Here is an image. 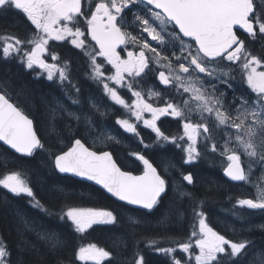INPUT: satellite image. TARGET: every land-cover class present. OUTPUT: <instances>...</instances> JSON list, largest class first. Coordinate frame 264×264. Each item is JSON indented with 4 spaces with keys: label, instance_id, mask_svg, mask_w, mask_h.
<instances>
[{
    "label": "snow or ice",
    "instance_id": "1",
    "mask_svg": "<svg viewBox=\"0 0 264 264\" xmlns=\"http://www.w3.org/2000/svg\"><path fill=\"white\" fill-rule=\"evenodd\" d=\"M12 11L26 17L33 28L24 38L0 34V63H15L35 79L55 83L73 107L55 95L51 100L40 96L47 118V135H42L38 117L32 115L34 92L14 91L10 78H0V142L21 157L45 154L53 173L93 181L119 201L147 210L145 215L167 199L169 210L157 220L165 229L174 220L186 219L190 211L187 240L170 241L174 243L170 247L158 246L153 238L147 240V246L170 257L171 264H264V247L257 248L247 237L232 239L210 223L204 201H197L183 183L194 186L192 172L185 173L163 153L157 161L140 150L128 153L142 164V169L134 172L111 151L94 150L97 143L105 147L122 143L107 123L114 113L101 98L83 96L71 79L69 60L58 51L68 45L80 50L89 68L88 78L98 87L102 85L107 98L125 110L121 116L126 118L117 117L115 123L138 138L144 149L156 146L166 151L165 145H173L183 153L185 165L207 159L209 153L224 157V175L234 182L251 183L256 189L254 198L237 199L233 205L232 215L244 219L237 206L264 211V55H255L248 47L256 41L264 49V0H0V15ZM98 58L102 59L98 62ZM152 76L160 85L175 90L171 98L154 86L148 88L145 98L146 78ZM237 78L250 93L237 95L231 83ZM221 84L232 89L230 100ZM115 86L127 89L129 99ZM152 100L162 103L154 106ZM144 113H150V118ZM169 116L181 124L182 134L166 135L161 130L157 122ZM58 118L63 121L61 131H57ZM140 123L155 133L152 144L144 143L138 131ZM216 129L222 133L219 139L214 135ZM254 166L261 169L259 177L253 175ZM174 172H179L180 179ZM0 187L15 197H27L30 207L58 219L75 233H86L96 225L120 224L119 214L105 208L65 204L53 211L36 198L18 171L0 178ZM51 191L57 197L69 195L59 184L52 185ZM185 199L190 202L187 209L182 207ZM15 216L18 240L13 248L0 236V264H34L33 257L43 259L25 233H34L44 243L54 256L52 264H65L58 254L66 249L67 240L60 233L38 230L20 210ZM127 220L133 226L129 233L133 236L136 228L146 223L135 216ZM258 227L264 229V225ZM177 250L186 255L178 258ZM112 256L105 248L89 243L75 250L67 264H110ZM135 256L133 264H145L139 249Z\"/></svg>",
    "mask_w": 264,
    "mask_h": 264
},
{
    "label": "trees",
    "instance_id": "2",
    "mask_svg": "<svg viewBox=\"0 0 264 264\" xmlns=\"http://www.w3.org/2000/svg\"><path fill=\"white\" fill-rule=\"evenodd\" d=\"M10 21L9 23L0 18V33L9 25V27H14L13 32L18 34L17 21L13 19ZM4 32L7 33L11 31L7 29L4 30ZM257 44L260 43L252 41L248 46H256ZM255 48L256 47H254V49ZM257 53L264 55V49H260V52L257 51ZM79 61L80 60H77V58H73L72 60L71 78L74 82H77L82 77L81 74L83 69ZM5 77L11 79L14 91L23 89L26 92L28 90L34 92L35 104L32 115L38 117L41 134L47 135V132H44L46 131L44 130V124L40 123L45 118V109L43 105H41L39 97L46 95L50 100L52 95L55 94L58 98L64 99L60 89L54 83L47 84L45 81L46 79H32L34 78L33 75L24 71L15 63H0V78ZM79 83L81 84L80 81ZM56 123L58 125L57 131H61L63 129V122ZM168 135L171 134L169 133ZM144 139L146 140L147 138L144 137ZM148 144L152 143L148 142ZM165 149L166 151L153 146L144 149L143 154L150 159L158 161L163 153L168 158L172 159L178 167H181L185 173L189 171L192 172L195 179L194 186L184 185L188 191L194 193L197 201H204L203 209L207 212L210 223L228 237L230 236L224 229L230 222H232L234 227L243 224V227L238 228L243 230L242 235H240L241 238L247 237L252 240L257 248L264 247V230L260 231L254 229L262 222L263 216H261V213L246 208L240 210L237 206L236 210L240 212L244 219H239L232 215L231 210L238 199L233 196L235 194L232 193V189L236 186L228 183L222 177L223 168L218 165L221 162L220 160L216 161V157H213V155L209 153L207 159H201L197 161V164L185 167L181 162L182 155L179 149H176L170 144L165 145ZM122 157V155H118L116 159L126 169L134 170L135 172L137 168H142L138 162H122ZM46 162L47 156L45 154L38 153L34 158L19 157L0 145V178H3L4 175L12 171H18L29 182L36 198L46 207L52 208L53 211H58L65 204L77 207L105 208L115 210V212L119 214L120 224L116 226L96 225L86 233H75L58 219L45 215L39 209L30 207L27 203V197H15L6 189L0 187V236H3L10 246L15 248L18 240V220L15 216V212L20 210L26 214L27 218L35 222L38 230H55L67 240L66 249L58 254L65 260V264H67L68 258L73 256L75 250L89 243H95L98 247H103L112 252L113 256L110 264H133V259L138 258L135 256L137 249H139V254L144 257L145 264H171L170 257L152 253L151 250H153V248L147 246V240L149 238L156 239L158 241V246L161 247L174 246V243L170 241L187 240L191 231L190 211L186 213V219L174 220L170 223L167 229L173 226H177V228L168 229L170 232L167 233L165 228L157 224V220L162 217V214L169 210L167 199H165L164 204L160 205L151 214L145 215L146 211L133 210L123 204L117 203L106 196L102 191L89 184L53 173L47 167ZM175 176L177 179H180L178 173H175ZM54 184L63 186L69 195L67 197H57L54 195L51 191L52 185ZM80 194H83V198H81ZM195 202L196 201L192 203ZM189 204L190 202L185 199L182 207L187 209ZM129 216H135L137 219L142 218L146 221L145 224L136 228L134 236L129 234L131 227H133L127 220ZM25 236L27 240L36 244L43 256V259H36L33 257L34 264H52L54 256L47 252L44 243L38 241L34 233H25ZM13 259H16L15 252L13 254ZM76 264H80V262L76 261ZM105 264H109V261H105Z\"/></svg>",
    "mask_w": 264,
    "mask_h": 264
},
{
    "label": "flooded vegetation",
    "instance_id": "3",
    "mask_svg": "<svg viewBox=\"0 0 264 264\" xmlns=\"http://www.w3.org/2000/svg\"><path fill=\"white\" fill-rule=\"evenodd\" d=\"M0 18L2 20L6 21V22H9L12 19L14 21H17V32H18V34L13 32L14 27H9V25H7L6 29H4V30L10 29L11 32H7V33H10V34H13V35H18L21 38H24V37L28 36L30 34V31L33 28V26H31L30 22L26 20V17H24L22 14L18 15L15 11L9 12L7 14L0 15ZM4 30L0 34H7L6 32H4ZM242 38H243V35H242ZM52 43L61 44L62 42H50V44H52ZM248 47L253 52V54L260 55V54L257 53V51L260 52V49H262L260 44H257L256 46L249 45ZM254 47H256V48L254 49ZM129 48H130V46H129ZM58 51L60 52V54H61V56L63 58L69 60V64H73V62H72L73 58H77V60H80L79 62L82 65V69H83L82 74L84 75L85 80L82 81V84H80L79 82H76V83H77L78 86L81 87V91L83 92L82 93L83 96H85V97H87L89 95L96 96V97L99 96L98 98H101L103 102L104 101H109V103L111 104L112 101L110 99H108L107 96L102 91V85L98 87L97 84L94 81L90 80L88 78V76L86 75V73L89 71V68H88L87 64L84 62L86 58H82V54L80 53V50L73 49V48H71L70 45H68L66 47L59 48ZM122 55H124V53H122ZM100 59H102V58H98V62H99ZM49 62H51V60H49ZM108 67H110V66H108ZM153 67L157 68L158 66L153 65ZM110 74L111 73H106V75H110ZM155 75H158V71L155 73ZM32 79H35V78H32ZM146 79L148 80L147 84H150V85L153 84L154 90H158V91H160L162 93V92H166L169 89L168 87H165L164 85H160L159 81L155 78V76L148 77ZM35 80H37V79H35ZM45 81L48 82L47 80H45ZM49 83H52V82H49ZM109 83H110V86H114V85L111 84V82H109ZM231 83H232V89H236L237 90V95H239L241 92H246V91L250 93V90L241 84L239 78H237V80L232 81ZM115 87H117V90L122 95V93H121L122 88H120L119 86H115ZM219 87L221 88V90H224L227 93L228 99L230 100L231 96H232V89L227 88V86L223 85V84L219 85ZM146 88L148 90V87H146ZM163 95L166 96L167 98H171V96L173 95V91H170V93H168V94L164 93ZM252 95H254V94H252ZM160 103H162V101ZM112 105L113 106L111 108L109 107V110L112 113H114V115H112V116L113 117L115 116V119H116L117 116L119 115V111H120L119 105H116V104H112ZM157 123L161 127V130L164 131L166 135H168L169 133L171 135H177L179 132H181V128H182L181 124L178 121L173 120L171 117H161V119ZM177 123H178V127H177ZM108 126L112 127V129H111L112 130V134L117 136V138L120 139V137H119V135L117 133V132H119L118 131V126L119 125H117L116 123H115V125H112V123H110V124H108ZM116 128H117V130H116ZM145 131L148 132V134H147L148 137H146L144 134H141V136L143 138L144 137L147 138L146 140L144 139V143L145 144H148V142L152 143L153 140L155 139V133H153L150 129L145 130ZM119 133L121 134V132H119ZM216 135H219V134L217 133ZM123 139H125L126 141L129 140L126 137H124ZM88 145L92 146L89 142H88ZM131 145H135V143L133 142V143H131ZM135 147H136V145H135ZM101 148H104V150L111 151L114 154V158H116L118 155H122L123 156L122 157V162H124V163H126V162H132V163L138 162V163H140L139 161H136L134 157L130 158L128 156V153L130 151H128L126 149H123L119 144L112 143V144L108 145L107 147L104 146V147H101ZM94 149H96V148H94ZM132 150H134V151H137V150L144 151V148L141 149L140 147H138V148H135V149H132ZM215 160H219V159L216 157ZM140 166H142V164H140ZM234 186H236V185H234ZM236 187H238V186H236ZM230 237L232 239L241 238V236L236 237V238L232 237V236H230Z\"/></svg>",
    "mask_w": 264,
    "mask_h": 264
},
{
    "label": "rangeland",
    "instance_id": "4",
    "mask_svg": "<svg viewBox=\"0 0 264 264\" xmlns=\"http://www.w3.org/2000/svg\"><path fill=\"white\" fill-rule=\"evenodd\" d=\"M147 34H145V36H146ZM148 39L150 40L151 38L150 37H148ZM152 45L154 46V47H156L157 45H156V43L155 42H152ZM130 46V48L132 47L131 45H129ZM165 54H168V53H165ZM147 55H151V53H147ZM174 59V58H173ZM74 62V61H73ZM70 67H71V75H72V64H70ZM105 67H108V65H106ZM161 70H163V69H161ZM236 73H237V76H239V69L237 68L236 69ZM81 79H79L77 82H81V84H82V80H85V77H84V75L83 74H81ZM147 80V79H146ZM148 81V80H147ZM49 82L50 81H48L47 82V84H49ZM53 83V82H52ZM55 84V83H54ZM243 86H245L246 88H247V85L245 84V83H241ZM142 87H143V83H142V85H141ZM58 87V86H57ZM147 87L149 88V87H153V84L152 85H150V84H147ZM169 89L166 91V92H162V95L164 94V93H170V91H173V94H174V89H172L171 88V86H167ZM59 88V87H58ZM50 89V88H49ZM51 89L53 90V88L51 87ZM47 90H48V87H47ZM250 90V89H249ZM54 91V90H53ZM147 91V88L146 87H144V92H145V98L147 99V95H146V92ZM56 92H57V88H56ZM247 92V91H246ZM55 93V92H54ZM121 93H122V96L126 99V100H128L129 99V97L131 96V93L130 92H128L127 91V89H122V91H121ZM55 95V94H54ZM57 97V96H56ZM96 97V96H95ZM99 97V96H98ZM184 98L185 99H187L188 98V96H187V94H185V96H184ZM134 99V98H133ZM51 100V99H50ZM65 104L67 103V104H69L68 106L69 107H73L72 105H71V103H70V101H68V100H66L65 98L64 99H61ZM129 102H131L130 100H129ZM149 102H152V103H154V105H156V104H158V103H160L161 101H155V100H152V101H149ZM103 103H105V104H107V105H109V107L111 108L113 105L112 104H114V102H111V104L109 103V101H104ZM45 109V108H44ZM119 109H120V111H119V115L117 116V117H120V118H126V116H121V114L122 113H124V109L121 107V106H119ZM144 117L145 118H150V113H144ZM170 117V116H169ZM172 118V117H171ZM132 119V121L133 122H135V118L134 117H132L131 118ZM173 120H175V121H177L176 119H174V118H172ZM56 122H63V121H61L59 118L57 119V121ZM40 123H42V124H44V127L46 128V125H47V118L45 117L44 118V120H42ZM107 123L108 124H110V123H112V125H115V116L113 117H111L108 121H107ZM177 127H178V123H177ZM44 128V130H46ZM111 129H112V127H110ZM140 129V130H139ZM63 130V129H62ZM116 130H117V128H116ZM145 130H148V129H146V128H144V126H143V124L142 123H140L139 125H138V131H140V133L141 134H144L146 137H148V132H146ZM118 131L119 132H121V134L119 133V132H117L118 133V135H119V137H120V140L122 141V143H119V145L123 148V149H126V150H128V151H134V150H132V149H135V148H138V147H140L141 149L143 148V145H141L140 143H139V140H138V138H136V137H134L131 133H126L120 126H118ZM182 128H181V132H179L178 134H182ZM45 133H46V131H44ZM219 134V135H216V134ZM177 134V135H178ZM221 131H220V129H216V131H215V133H214V135H215V137L217 138V139H219L220 138V136H221ZM124 137H126L127 139H129L128 141H126L125 139H122V138H124ZM91 145H92V141L91 140H89L88 141ZM135 143V145H136V147H135V145H131V143ZM221 143H222V141H221ZM110 145V144H109ZM101 147H104V145L103 144H100V143H97L95 146H94V148H101ZM210 154H212L213 155V157H217L221 162L218 164V165H220L222 168H224V166H226V163H227V161H226V159L224 158V157H221L220 155H219V153H210ZM181 155H182V157H183V153H181ZM219 160H216V161H219ZM182 163H183V159H182V161H181ZM221 163H223V164H221ZM194 164H197V162H195ZM193 165V164H192ZM183 166H191V165H185L184 163H183ZM178 168H180V169H182L181 167H178ZM175 173H178L179 174V172H174L173 173V175H175ZM253 175H254V177H259L260 175H261V169H259L258 167H256V166H254L253 167ZM184 183V182H183ZM232 193H234L235 195H233V196H235V197H237L238 199H247V198H254L255 197V195H256V189H255V187L251 184V183H248V184H246V183H243L241 186H238V187H235V188H233L232 189ZM238 209H239V207H238ZM240 210H242V209H240ZM261 215L263 216V218H262V222L259 224V225H264V211H261ZM231 218H232V216H231ZM259 225H257L254 229H256V230H260V231H262V230H264V229H261L260 227H258ZM238 226V227H237ZM236 227H234V225L232 224V222H230V224L227 226V227H225V232L226 233H228V235L229 236H232V237H239L240 235H242V232H243V230H241V229H238L239 227H243V224L242 225H237ZM173 228H177V226H173V227H170V228H168V229H173ZM168 229H166L167 230V233L168 232H170V231H168ZM152 251V253H155V254H160V255H163V256H165V257H168V256H166V255H164L163 253H161V252H157V251H155L154 249L153 250H151ZM176 255H177V257H181V256H185L186 254H184V253H181V252H179V250H177V253H176ZM180 255V256H179Z\"/></svg>",
    "mask_w": 264,
    "mask_h": 264
},
{
    "label": "water",
    "instance_id": "5",
    "mask_svg": "<svg viewBox=\"0 0 264 264\" xmlns=\"http://www.w3.org/2000/svg\"><path fill=\"white\" fill-rule=\"evenodd\" d=\"M0 145H1L2 147H4L5 149H7V150H8L9 152H11L12 154L21 157L20 154L15 153L14 150L9 149L7 146L3 145L2 142H0ZM56 174H57V173H56ZM58 175H59V176H62V177H69V178H72V179H74V180L81 181V182L87 183V184H89V185H92V186H94L95 188H97V189H99L100 191H102L106 196H108L109 198H111V199L114 200L115 202L120 203V204H123V205L127 206V207L130 208V209L141 210V211H147V210H143V209L138 208V206L128 205V204H126V202L119 201L118 198L112 196L110 193H107L106 190H104L101 186L96 185L95 182H93V181H87V180H85V179H83V178L76 177V176H73V175H71V174H58ZM222 177H223L226 181H228V182H230V183H232V184L239 185V184H242V183H243V182H234V181L229 180V179L224 175L223 172H222ZM185 184L187 185L186 182H185Z\"/></svg>",
    "mask_w": 264,
    "mask_h": 264
}]
</instances>
